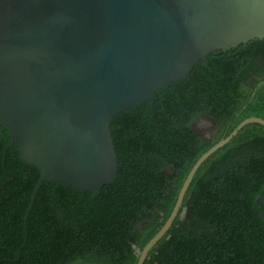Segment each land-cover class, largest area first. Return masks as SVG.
<instances>
[{"label": "trees", "instance_id": "obj_1", "mask_svg": "<svg viewBox=\"0 0 264 264\" xmlns=\"http://www.w3.org/2000/svg\"><path fill=\"white\" fill-rule=\"evenodd\" d=\"M152 96L111 123L115 182L98 197L46 182L30 214L29 247L18 262L0 264H138L137 248L169 219L196 161L245 119H264V38L209 54L181 82ZM203 120L214 122L211 134L197 129ZM10 141V133L0 137V260L18 257L41 175L10 148L6 168L15 180L5 184ZM262 194L264 125L249 123L201 165L144 264H264Z\"/></svg>", "mask_w": 264, "mask_h": 264}, {"label": "water", "instance_id": "obj_2", "mask_svg": "<svg viewBox=\"0 0 264 264\" xmlns=\"http://www.w3.org/2000/svg\"><path fill=\"white\" fill-rule=\"evenodd\" d=\"M259 38L264 0H0V124L11 135L5 184L15 180L10 148L41 172L18 257L0 263L18 262L29 247L30 214L46 182L95 197L115 182L118 114L181 82L209 54ZM249 123L264 119H245L196 161L169 219L137 248L138 264L173 225L201 165ZM257 203L264 207V194Z\"/></svg>", "mask_w": 264, "mask_h": 264}, {"label": "rangeland", "instance_id": "obj_3", "mask_svg": "<svg viewBox=\"0 0 264 264\" xmlns=\"http://www.w3.org/2000/svg\"><path fill=\"white\" fill-rule=\"evenodd\" d=\"M215 127L216 126L213 121L203 120L198 124L197 129L202 133L211 134L214 131Z\"/></svg>", "mask_w": 264, "mask_h": 264}, {"label": "flooded vegetation", "instance_id": "obj_4", "mask_svg": "<svg viewBox=\"0 0 264 264\" xmlns=\"http://www.w3.org/2000/svg\"><path fill=\"white\" fill-rule=\"evenodd\" d=\"M252 80H258V78H257V77H254V78H252ZM8 131H9V130H8ZM9 133H10V132L7 133L6 129H3V128L0 127V137H1V138H3V139H7L8 136H9ZM136 251H137V253H138V250H136ZM138 254H139V253H138Z\"/></svg>", "mask_w": 264, "mask_h": 264}]
</instances>
